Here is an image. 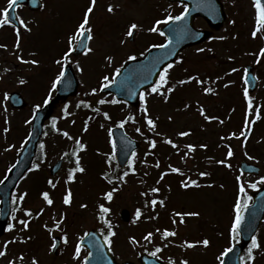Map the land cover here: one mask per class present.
<instances>
[{
    "label": "rangeland",
    "instance_id": "374dc122",
    "mask_svg": "<svg viewBox=\"0 0 264 264\" xmlns=\"http://www.w3.org/2000/svg\"><path fill=\"white\" fill-rule=\"evenodd\" d=\"M43 1L45 5L43 10L48 11H43L37 17L26 9L18 11L19 20L23 19L26 24L33 20L30 31L20 25L19 49L16 48L17 36L9 28L0 27V39L6 41L11 55L9 59L6 50L3 55L0 53V148L2 142L5 144L0 154V176L25 143L24 138L27 137L30 125L27 121H30L32 109L37 104L41 106L44 104L47 90L51 88L50 85L59 74L57 61L62 57H59L57 52L64 55L68 51L69 37L76 31L90 4L88 0ZM245 1L220 0L226 15L223 26L205 43L186 49L181 55V62H176L169 69L165 89L171 87L173 91L166 93L167 99L158 94L145 93L150 116L156 120V129L152 131L147 126L143 112L144 102L141 100V107L138 109L140 118H135L134 125L125 123L123 128L127 134L142 144V148L137 152L134 164H128L121 172L117 170L112 159L109 132L111 126H119L120 118L130 114L131 110L127 113V108L124 110L122 103H112V99L106 97L99 99L96 95L102 89L105 75L113 80L115 69L129 60V56L137 53L141 56L140 50L142 52L149 44L158 41V34L149 29L155 26L157 20H162V13L164 11L174 13L180 8L176 5L168 8L156 0H106L104 4L99 2L96 5L90 17V20L96 17L90 24L93 39L88 45L93 51L79 57L71 56V67L75 77L77 76V91L66 101L55 104L53 117L44 125L46 132L41 143L44 145L43 152L37 154L33 164L38 163L40 167L36 169L33 166L32 172L21 182L20 190H17L14 198V206L17 209L13 214L15 219H12L13 216L10 219L12 220L10 224H14L15 227L11 230L7 227L0 239V250H4L6 242L12 243L7 244V254L0 259V264H9L10 261H14L15 264H32L33 258L41 264H61L64 258H54L50 255L52 234L65 236L66 229H69L68 243L72 249L76 238L72 237L76 234L73 231L101 232V227L107 225L105 220L115 225L111 228L116 233L111 238V251L120 262L126 260L136 262V257L142 253L148 251L151 255L156 248H161L155 258H161L165 264H171L172 261H175V264H182L184 260H187L188 264H218L220 253L227 246L226 236L234 220V206L237 201L233 199L236 190L235 179L240 177L239 184L244 182L246 190L249 184L258 181L254 177L240 174L239 163L246 161L255 164L261 168V174H264V57L259 56L264 32L258 33L261 36L251 38L254 30L252 23H255L250 4ZM109 5H113V13L121 15L122 18L117 15L108 16L111 14L105 12V9L108 11ZM133 23H138L139 27L134 30L132 40L129 41L128 24ZM194 27L207 28L200 20L194 23ZM131 50H137V53ZM20 53L24 60L34 59L39 63L33 65L21 62L18 59ZM108 57L112 58L111 61ZM75 61H79L82 72ZM246 64L253 66L258 78L256 90L249 95L253 99L252 114L245 110L242 93L241 71ZM187 76L197 77L196 82H189L188 77L185 80L188 82L181 84L180 81ZM21 79L25 83L21 84ZM41 83L43 88L40 87ZM205 83L207 85L202 87ZM199 84L203 85L198 86ZM94 88L95 93L92 92ZM202 88H211L212 92H204ZM8 89L9 92L17 91L21 94L27 103L24 110L5 114L7 111L5 93ZM54 93L55 90H51L50 100L54 98ZM102 99L106 102L100 104L99 101ZM83 100L84 104L90 105L87 106L91 111L89 117L86 105H80ZM97 108L99 112L95 111ZM201 108L204 109V114H201ZM258 110L260 119L255 124L252 123L254 128L251 136L243 139L240 134L244 129L240 130L237 126L242 124L244 114L246 119L249 117L248 122H254ZM105 112L109 114L110 119L105 118L103 115ZM211 116H217L218 122L206 118ZM136 128H140L141 131L137 132ZM65 131L72 139L63 135ZM181 132H189V135L181 136L179 135ZM6 133L9 135H4ZM232 133H236V136H232ZM169 138L178 147L174 148L166 143ZM77 139L85 145L83 149L78 150L80 165L85 170L77 171L75 179L69 181V171L76 167V156L71 153L77 150L75 142ZM153 139L157 144L151 150L149 142ZM41 144L39 143V146ZM188 144L195 145V151L189 152ZM200 145L207 147L202 148ZM229 146L233 151L231 157H228ZM58 159L63 160V166L66 162L65 171L63 175L59 176L60 172L49 179L48 168ZM158 161L159 167H156ZM218 161L225 163L221 164ZM169 166L181 169L183 174L171 172ZM133 167L134 172L131 171ZM38 171L44 172L47 185L51 188L47 192L54 201L44 209L46 203L41 202L44 200L43 190L36 201L31 200L34 195L29 197L26 195L22 201L19 200L26 192L24 189L36 193L40 188L39 184L34 182L35 179L41 178L40 176L34 179V176H39L35 174ZM125 171L129 174L121 180L119 177L123 176ZM200 172L209 173L215 180L217 178V187L206 188L208 181L199 179ZM162 173L167 174L161 180ZM105 174L108 179L112 178L110 182L105 178ZM188 177L196 180L200 186L185 189L181 181ZM206 179L210 181L211 178L209 176ZM49 180L57 187L55 190H52L54 187L49 184ZM153 187L160 189L157 192L160 193L158 200L164 201L163 205L158 201L155 208L150 203L153 197L149 190ZM113 188L117 191L113 193V199L108 201L105 193ZM69 189L73 194L72 202L65 204L64 197ZM19 202H23V210ZM101 204L110 209L105 213V218L97 216V209H100ZM40 207L43 209L42 213L45 211L43 221L36 218L37 214H41V209L36 210ZM123 209L130 214L128 223H123L118 218ZM25 210H31L32 216L23 214ZM137 210L141 212L139 218L136 215ZM177 212H198L199 216H185V222L180 223V217L175 215ZM21 219L29 221L27 229L19 223ZM57 222H60L59 228H55ZM44 227L52 233L50 237L45 234ZM165 229L176 231L177 235L162 239ZM108 230L106 227L105 231ZM149 232L153 233L150 242L144 239ZM131 237H135L139 243L133 244ZM203 238L217 242L215 245L210 242L207 247L202 244L190 248L184 246L185 241L196 242L202 241ZM256 238L260 244L264 242V223ZM29 248L33 251L32 256L31 253L24 256ZM65 249L68 250L67 247ZM21 255L23 260L19 259ZM255 255L256 253L254 258L257 257ZM75 260L74 257L70 258L64 264H74ZM246 264H252L251 260L247 259Z\"/></svg>",
    "mask_w": 264,
    "mask_h": 264
},
{
    "label": "snow or ice",
    "instance_id": "6c2138e0",
    "mask_svg": "<svg viewBox=\"0 0 264 264\" xmlns=\"http://www.w3.org/2000/svg\"><path fill=\"white\" fill-rule=\"evenodd\" d=\"M181 3H183V0H181ZM96 4H97V0H91L90 5L87 7V9H86V11L84 13V16H83V19H82L81 23L78 25V27H77L76 31L74 32V34L69 37V41H68L69 48H68V51H66L64 53V55L62 57V60H58L57 61L58 64L65 65V64L71 62V55L75 51V46L76 45H80V46H82L84 48V50H85L84 54L85 55H87L88 53H91L93 51V49L88 46L87 41H91L93 39L92 27L90 26V17H91V14L93 13V11H94V9L96 7ZM14 6H18V0H8L7 7H5L3 10H0V13H2V18H0V27L12 24V20L10 19V16H9V10L12 9ZM169 7H171V5ZM254 7L256 9V26H255L254 30L252 31V37L253 38H255L258 35V33L264 32V0H254ZM108 11L109 12L114 11L113 6L109 5ZM187 13H188L187 5H184V11L181 12L179 15L173 16L171 13H169L164 20H157L155 22V26H153L151 29H149V31H151V32H159L160 35H164V33L162 31H160V29L158 27L159 25L167 24L168 22L175 23L177 21H182L185 18V16L187 15ZM19 24L21 26H23L26 30L30 31V29L27 28V24H26V22L23 19L19 20ZM138 27L139 26L136 23L131 24L130 27H129V30L127 32V36L132 37L134 35V30H136ZM176 31H179L180 34H183L186 31V29L185 28H179V29H176ZM16 34H17L16 48L19 49V47H20V40H19L20 28L19 27H16ZM220 39H223V37H220ZM171 43H172V38L169 37L166 43L159 44V45H154L153 47H159V48L163 49V48H167ZM0 47H6V45H0ZM198 51H204V49H198ZM141 55H143V53H141ZM259 56L264 57V48L260 49ZM18 59H20L21 62H23V63H31L33 65H36V64L39 63V61L34 60V59L31 60V61L24 60L22 56H18ZM111 59H112L111 57H108L109 61H111ZM128 59L129 60H136L137 57L135 55H131V56L128 57ZM162 60H163V58L154 59L152 61L153 66H155L156 64L162 63ZM75 63L77 65V67L80 68L79 61H75ZM122 67H123V65H121L120 68H116L115 69V76H119L120 75ZM172 67H173V64L172 63H168L167 66L163 68L162 72L159 74V80L157 82H155L151 86L150 93H148L147 95L158 94V95L164 96L165 99H167V94L166 93H169V92L173 91V89L171 87L165 89V85L168 84L169 69H171ZM80 71L82 72L83 69L80 68ZM232 71H237V69H232ZM245 73H246V75H245V83L248 84L249 81L247 79V70H245ZM65 75H66V71H65V68L62 66L61 71L56 76V78H55V80L53 82V85H52V89L53 90H55L57 85L61 84V82L65 78ZM133 75H134V73H130L129 74V77L126 78L127 82H132V76ZM145 79H146V77H145ZM193 79H197V77H189L188 81H191ZM103 81H104V83L102 84V88H107L110 84L116 83L115 80L110 79L109 76H107V75H105L103 77ZM188 81H183L182 80V81H180V83L183 84V83H186ZM198 82H201V81H198ZM20 83L23 84V83H25V81L23 79H21ZM121 83H125V82H121ZM204 91L210 93V92H212V89L211 88H205ZM92 92L95 93L96 89L95 88L92 89ZM244 94H245L246 97L249 96V92H248V88L247 87L244 90ZM8 96H9V94L5 93V99H8ZM50 99H51V93H49V96L44 101V103L47 104ZM140 99L144 102L143 112L145 113V119L147 121V126L152 131H155V129H156V120L153 119L150 115H148L149 109H148V106H147L146 94L144 92H142L140 94ZM105 102L106 101L103 100V99L99 101L100 104H103ZM117 102L118 101H116V100L112 101V103H117ZM81 103H84V102L81 101ZM79 106L80 105L78 104L77 107H79ZM86 106L90 107V105H86ZM40 107H41L40 104L35 105L36 111H38L40 109ZM248 107H249V110L251 111L252 110V100H251V98L248 99ZM95 111L99 112L100 110L97 108V109H95ZM200 111H201V114H204V109L203 108H201ZM65 113L67 114V106L65 107ZM103 115L105 116V118H108V119L111 118L107 112L103 113ZM206 118L209 119V120L216 119L215 117H206ZM257 118H259L258 112H257ZM128 120H133L134 121L135 118L134 117H128L126 120H122L120 122L119 126L121 128H123L125 123L128 122ZM27 122L31 123V121H27ZM248 123L249 122L246 121V125ZM55 124H56V118L54 117L53 118V127L54 128H55ZM101 127H103V125H101ZM6 131H7V129H6ZM57 131H59V129H57ZM85 131H87V128H85ZM136 131L140 132L141 129L140 128H136ZM244 134H245L244 132H241L240 135L243 136ZM45 135H47V133H45ZM63 135L65 137H68L69 139H72V137L66 131L63 133ZM179 135L187 136V135H189V132H181V133H179ZM232 136H236V133H232ZM75 142H76V145H77V150H74L71 153V155L76 156V161H75L76 167L69 171V175H68V180L69 181H72V180L75 179V173L77 171L83 172L85 170L80 165V157L78 155V150L79 149H83L85 147V145L83 143H81V141L79 139H77ZM165 142L170 144V145H172L174 148L178 147L173 142V140L170 139V138L167 139ZM129 143H130V141H129ZM112 144H113V149H115V146H116L115 145V141H112ZM150 144H151L152 148H155L156 144H157V141L153 139V140L150 141ZM200 147L203 148V147H207V146L206 145H200ZM41 148L42 149L44 148L43 144H41ZM187 148H188L189 152H193V151H195L196 146L193 145V144H188ZM65 155H69V153H65ZM131 155H132L133 159L128 161V163L130 165L134 164V158L136 156V153L132 152ZM186 155H187V153H186ZM232 155H233V151H232L231 147L229 146L228 157H231ZM114 156H115V152H113L112 158H114ZM249 158L251 159V157H249ZM110 162H111V158L109 160V163ZM218 163L224 164L225 161H218ZM13 167H15V165H13ZM39 167H40V165L38 163L34 165V168H36V169H38ZM156 167H159V161L157 162ZM228 167H231V165H228ZM169 170L171 172H176V173L183 174L181 172V169H179V168H175V167L169 166ZM131 171L134 172L135 168L133 167L131 169ZM128 174H129L128 171H125L123 173V176H121L119 178L122 180L124 177L128 176ZM166 174L167 173H162L160 179L162 180L164 178V175H166ZM199 175L200 176H206V175H209V173L200 172ZM105 178L106 179L108 178L107 174H105ZM237 180L240 181L241 178L237 177ZM0 183H3V181H0ZM49 184H51L53 187H55V184H53V182L51 180H49ZM181 184H182V186L185 189H187L189 187H193V186H196V187L200 186L198 184V182L196 180L192 179L191 177H188L186 180L181 181ZM258 184H264V176L260 177L259 181L249 184V187L257 188ZM116 191H117V189L113 188L111 191L105 193V198L108 201H111L113 199V193L116 192ZM149 191L152 192V193H157V192L160 191V189L157 188V187H153ZM239 192H240L241 195L238 197V199H237V201L235 203V206H234L235 207V217H234V221H233L232 226H231V234H232V239L233 240H236L237 237L239 236L240 232H241V225H242V223L244 222V219H245L244 212L248 209L249 203L253 199L252 196H248L247 195L244 182H240V184H239ZM26 195H27V193H24V195L19 197V200L22 201ZM42 196H43V199L47 202L48 205H52L53 204L54 201L50 197V194L47 191L43 192ZM72 196H73L72 191L69 189L67 191V194L64 197V203L65 204H71ZM245 197H246V199H245ZM13 202L15 203V200ZM147 203L148 202H146V206H147ZM150 203H151L152 207L155 208V206L157 205L158 201L156 199H152L150 201ZM159 203L161 205H163L164 201L160 200ZM82 207H86V205H82ZM99 207H100L101 213H108L110 211V209L105 207V205H103V204H101ZM42 212H43V209H41V214H42ZM25 215L28 216V217H31L32 216L31 210H25ZM136 215H137V218H139L140 215H141V212L139 210H137ZM175 215L180 217V221H179L180 223H184L185 222L184 221V217L185 216H199V213L198 212H185V213L177 212V213H175ZM13 219H15V217H13ZM173 222L175 223L176 221L174 220ZM19 223H21L23 225L24 229H27L29 227V221L27 219H22V220L19 221ZM105 223L108 225L109 231H108V234L104 237V240L106 241L108 246L111 247V245H112V239L111 238L114 237L116 235V233H115V231L111 230L112 225H111L110 221L105 220ZM14 227H15L14 224H9L8 225L9 230H11ZM45 227H47V225H45ZM59 227H60V222H57L55 224V228H59ZM157 231L159 232L160 230L157 229ZM84 235L88 236L89 233H85ZM176 235H177L176 231H169V230L165 229L164 232L162 233V239H166L169 236H176ZM152 236H153V233L149 232L144 237V239L150 242L151 239H152ZM63 239H64V243L68 242L67 234H65ZM130 239L133 242V244L139 243L138 241H136L135 237H131ZM8 243H12V241H8V242L5 243L4 250H0V257H3V256H5L7 254V244ZM197 244H202L203 246L207 247L210 244V240L205 238L202 241H196V242L185 241L184 242V246L189 247V248L190 247H195ZM93 246H95V245H93ZM260 246L261 245L258 242L257 238L255 236H253L252 239H251V246L248 248V251H247L248 260H254L253 249H257ZM51 247L53 249H55L56 248V244L53 243L51 245ZM100 247L103 248L104 245L101 244ZM233 247L227 248L223 253H221V256H227L228 253L233 251ZM81 248H82V245L81 244H77L76 249H75V258H77V259L80 258ZM161 250H162L161 248H156V250L153 251L151 253V255L153 257H155L157 255V253L160 252ZM90 256H92L91 252L88 253V256L84 257V264H88V257H90ZM19 259L23 260V255H21L19 257ZM243 259L244 258L241 257V260H243ZM9 264H15V262L14 261H10ZM32 264H38V261H36L35 258H33ZM171 264H175V261H172ZM182 264H188V261L184 260L182 262ZM220 264H224V260L223 259L220 260Z\"/></svg>",
    "mask_w": 264,
    "mask_h": 264
},
{
    "label": "water",
    "instance_id": "95a60500",
    "mask_svg": "<svg viewBox=\"0 0 264 264\" xmlns=\"http://www.w3.org/2000/svg\"><path fill=\"white\" fill-rule=\"evenodd\" d=\"M29 4L32 9H37L39 7V2L37 0H23ZM195 1V0H193ZM192 9L197 7V4L191 2ZM14 7L11 9L10 19L12 22L13 19ZM197 13H203L209 18H215L216 24L215 27H219L224 19L223 13L216 11V9H210L208 7H202L201 10L197 9ZM218 14V15H217ZM193 41V40H191ZM186 45V39L173 38L172 43L167 48L157 49L155 51L149 52L142 60L137 62H132L126 64L122 69L120 75L117 77L116 83L108 89V91L113 92L114 96L118 100H124L130 104L135 105L136 99L139 91L151 86L157 79L160 71L168 64L171 63L179 51ZM83 47L78 45L75 49V53H81ZM156 58H163L162 63L156 64L153 66L152 61ZM130 73H134L132 76V82H127L126 78L129 77ZM146 77V79H145ZM125 82V83H121ZM75 81L70 73L66 70V75L61 84L58 85L57 99L65 98L68 95L72 94L75 89ZM10 104L13 107L20 108L23 107V102L18 95L12 94L10 96ZM52 105H47L41 110H38L32 119V125L30 128L29 137L27 144L21 154L18 157V160L7 177L5 178L2 185H0V196L2 207L0 210V232L4 227L6 217L8 214V202L10 200L11 193L16 186L17 181L23 175V173L28 169L30 163L33 160L36 145L40 137L41 128L43 121L47 119L51 114ZM112 138L115 141V157L119 161V165L122 167L125 161L129 158L130 154L138 149V143L129 140V138L123 133L122 130L114 129L112 131ZM130 141V143H129ZM57 168V167H56ZM246 164L240 165L241 171H251ZM120 219L124 222H127L129 215L126 211H122L120 214ZM257 223L252 222L251 229L256 227ZM241 234L242 240L249 239L252 232L246 233V229L241 225ZM89 240L90 243H86L90 248H99L102 244L98 235L96 233H90L84 238V243ZM95 245V246H93ZM92 256L88 257V264H114L113 258L108 254L105 247L100 248L99 251H92ZM240 253V247H234L233 251L230 252L225 260L224 264H237V257ZM141 264H158L152 260H149L148 257L140 258Z\"/></svg>",
    "mask_w": 264,
    "mask_h": 264
},
{
    "label": "flooded vegetation",
    "instance_id": "af4514ba",
    "mask_svg": "<svg viewBox=\"0 0 264 264\" xmlns=\"http://www.w3.org/2000/svg\"><path fill=\"white\" fill-rule=\"evenodd\" d=\"M69 252H70V251H67L65 256H67V257H68V256H69V255H68V253H69ZM84 254H85V251H83V250H82V251H81V255H80V256H81V258H83V257H84Z\"/></svg>",
    "mask_w": 264,
    "mask_h": 264
}]
</instances>
